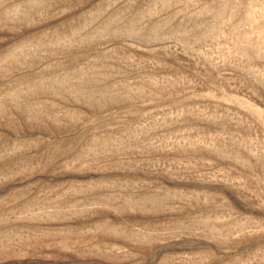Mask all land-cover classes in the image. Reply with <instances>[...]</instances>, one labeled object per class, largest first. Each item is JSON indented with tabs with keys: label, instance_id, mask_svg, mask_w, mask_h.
I'll return each mask as SVG.
<instances>
[{
	"label": "rangeland",
	"instance_id": "rangeland-1",
	"mask_svg": "<svg viewBox=\"0 0 264 264\" xmlns=\"http://www.w3.org/2000/svg\"><path fill=\"white\" fill-rule=\"evenodd\" d=\"M0 264H264V0H0Z\"/></svg>",
	"mask_w": 264,
	"mask_h": 264
}]
</instances>
